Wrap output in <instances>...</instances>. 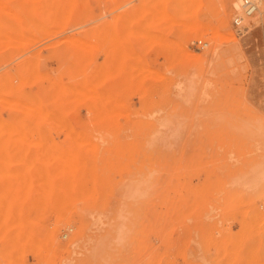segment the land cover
Wrapping results in <instances>:
<instances>
[{"label":"rangeland","instance_id":"1","mask_svg":"<svg viewBox=\"0 0 264 264\" xmlns=\"http://www.w3.org/2000/svg\"><path fill=\"white\" fill-rule=\"evenodd\" d=\"M254 1L0 0V264H264Z\"/></svg>","mask_w":264,"mask_h":264},{"label":"built area","instance_id":"2","mask_svg":"<svg viewBox=\"0 0 264 264\" xmlns=\"http://www.w3.org/2000/svg\"><path fill=\"white\" fill-rule=\"evenodd\" d=\"M242 13L237 14L233 19V27L238 36H245L249 32V25L247 24V19L255 15L258 11V3L254 0H242L241 2ZM203 46H206V43L202 41L199 42Z\"/></svg>","mask_w":264,"mask_h":264},{"label":"bare ground","instance_id":"3","mask_svg":"<svg viewBox=\"0 0 264 264\" xmlns=\"http://www.w3.org/2000/svg\"><path fill=\"white\" fill-rule=\"evenodd\" d=\"M241 2H242V0H239V2L238 3H233V4H235V6H237V8L239 7V8H241ZM228 5V4H227ZM259 6V5H258ZM227 18V20H229V18H228V16L226 17ZM260 166H262L261 168H263L262 170L263 171H261L260 169V167H259V170L261 171V172H258L259 174L261 173H264V163H262Z\"/></svg>","mask_w":264,"mask_h":264}]
</instances>
